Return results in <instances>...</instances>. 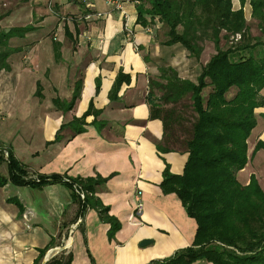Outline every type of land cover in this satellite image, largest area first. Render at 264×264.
<instances>
[{"label": "crops", "instance_id": "crops-1", "mask_svg": "<svg viewBox=\"0 0 264 264\" xmlns=\"http://www.w3.org/2000/svg\"><path fill=\"white\" fill-rule=\"evenodd\" d=\"M6 1L11 7L5 10L3 21L20 23L35 14L41 17L36 29L9 42L20 47L17 53L26 52L38 71L42 89H46L47 82L54 90L52 95L68 97V81L77 70L82 71V85L73 107L64 114L51 108L46 110L44 106L38 113H12L23 125L0 141L30 172L64 173L70 177L112 174L96 195L120 226L109 238V225L101 222L92 208L80 214V202L63 183L36 187L7 181L0 186V264H32L50 240L55 244L44 252L40 264L53 257L50 250L59 245L64 253L70 252V264H149L190 245L195 221L186 215L174 193L163 194L158 185L164 164H168L170 172L179 174L186 154L180 150H157L156 144L162 143L163 126L160 119L149 118L145 100L147 79L156 70L154 60L171 61L175 51L184 55L185 52L176 46L160 44L163 36H158L156 19L155 26L142 27L136 23V5L141 3L147 8L148 1L121 0L126 13L123 18L104 0H94L89 6L76 0H49L62 10L69 8L73 14L71 23H65L68 34L58 30L52 39L60 44L57 60L46 30L53 18L45 12L44 3L48 0H22L17 5ZM231 2L233 9L240 7L238 0ZM72 3L75 7L70 8ZM96 12L102 16L96 17ZM243 12L245 19L250 20L247 2L243 4ZM87 14L91 15L86 18ZM125 24L130 34L124 30ZM141 52L149 57L147 62L143 61ZM8 62L11 71L15 68L12 55ZM118 70L129 75V82L121 85L118 100L110 102L107 92ZM97 76L100 86L95 94ZM22 80L24 85L25 79ZM0 83L5 86L8 81L0 77ZM8 93V88L0 89L2 104ZM260 94L264 97V87ZM91 98L94 107L101 110L98 119L107 125L100 132L86 125L84 132L69 139L67 136L72 132L63 130L62 139L46 144L54 138L61 123L82 114ZM254 113L256 125L248 140V160L236 178L245 185L253 174L264 191V150L251 155L255 142L264 141V106L256 108ZM91 119L88 116L85 121L89 123ZM256 154H261V160L254 161ZM0 173L6 175L4 162L0 164ZM136 192L141 203L139 210L135 208ZM142 241L149 242L141 245Z\"/></svg>", "mask_w": 264, "mask_h": 264}, {"label": "trees", "instance_id": "trees-1", "mask_svg": "<svg viewBox=\"0 0 264 264\" xmlns=\"http://www.w3.org/2000/svg\"><path fill=\"white\" fill-rule=\"evenodd\" d=\"M147 1V8L141 3L136 5L135 21L146 27L156 19L159 28H155L161 30L163 36L161 45L179 47L192 60L202 57L207 42L212 45L211 55L200 64L194 79L180 76L163 58L154 60L158 78L149 76L147 79L145 100L149 118L160 119L163 126L162 143L156 144L157 150H180L186 154L179 174L170 172L168 164H164L158 185L163 194L176 195L186 215L196 224L190 245L149 264H192L196 261L264 264V191L253 174L245 185L236 178V173L248 160V137L256 125L255 109L264 106V97L260 94L264 87V0H238V9H233L231 0ZM245 2L250 6L248 21L243 12ZM249 21L253 22L252 26ZM34 29L31 24L10 27L8 31L0 28V72L11 69L8 58L20 51V47L12 46L9 40L23 37ZM63 30L68 34L65 24ZM52 46L57 60L60 44L52 40ZM141 57L144 62L149 60L147 55ZM75 81L68 100L53 99L55 108L63 113L69 111L79 97L81 70ZM128 82L129 75L118 70L107 99L117 101L121 85ZM99 86L100 76H97L95 94ZM183 101L188 102L191 112L186 126L174 108ZM100 113L91 98L82 114L62 123L54 138L46 144L62 139L61 132L67 129L72 132L68 139L84 132L86 125L100 132L107 125L106 121L98 119ZM88 116L92 117L89 123L85 121ZM176 124L181 125L180 134L176 132ZM259 149L264 150V141L255 142L251 155ZM3 162L6 175L0 173V186L7 181L36 187L63 183L80 202V214L92 208L99 220L109 225V238L119 228L117 219L108 213V207L96 195L112 174L70 177L64 173L30 172L13 156L10 148L0 142V164ZM77 190L83 192V198ZM54 244V240H50L32 264H40L44 252ZM70 263V252H61L43 264Z\"/></svg>", "mask_w": 264, "mask_h": 264}, {"label": "rangeland", "instance_id": "rangeland-1", "mask_svg": "<svg viewBox=\"0 0 264 264\" xmlns=\"http://www.w3.org/2000/svg\"><path fill=\"white\" fill-rule=\"evenodd\" d=\"M14 3V5L20 4L22 0H9ZM26 1V0H25ZM6 0H0V28L6 27H21L25 25H33V28H37V23L39 22L37 15H33L32 18L27 17L24 18L20 23H15L14 21H3L1 18H3V15L5 14V10L8 9V7H11V4H6ZM77 2V0H76ZM81 3V2H79ZM75 5L72 3L70 5V8ZM45 12H48L52 14L53 18L51 22L48 25L47 35H49V38L52 40L55 38V34H57V31L63 30V24L67 23L69 21V24L71 23V20L73 19V14L71 13V10L64 9L62 10L61 7L57 4H52L51 1H45L44 3ZM81 8H78V11ZM50 10V11H49ZM46 12V13H47ZM45 15L42 16V18ZM250 26H252L253 22H248ZM19 24V25H18ZM7 28V29H9ZM254 28V27H251ZM253 30V29H252ZM158 36H162L161 30H158ZM205 41L204 43H206ZM179 48V47H177ZM181 49V48H179ZM212 53V45L210 42H207L204 45L202 57L199 60H192L190 58H187L183 52L175 51L174 57L171 59V61L166 60V62H171L172 67L175 68L180 76L187 77L194 79L195 75L198 73L200 64H203L211 55ZM141 54H144V52H141ZM12 55V61L15 62L14 66L15 68L11 71H1L0 77H4L6 81H8L7 85L4 86L3 83H0V89L8 88V99L2 104V101L0 100V113L3 120H0V138L6 139V135H11V133L15 132L16 130H20L21 124L19 120H17L12 113H38L40 111L41 107H45L46 110H49V108L58 110L55 108L53 99L57 98V100H68L71 91L73 90L75 80L77 78V73L80 70H77L73 73V77L69 78V96L68 97H60L52 95L54 90L51 88V86L45 82L46 89L43 90L41 85V82L38 78V71L34 68L33 64L29 62V58L26 56V52L23 53H13ZM10 55V56H11ZM165 57V56H163ZM166 58V57H165ZM164 59V58H163ZM175 59V61H174ZM165 60V59H164ZM174 62H173V61ZM171 66V65H170ZM47 73V72H46ZM47 76V75H46ZM153 79L158 78V71L157 69L154 72H151L149 75ZM25 79V84L23 85V80ZM9 84V85H8ZM34 84V86H33ZM23 85V86H22ZM207 91V88L205 89V92ZM157 92V91H156ZM158 93V92H157ZM169 107V106H165ZM175 110L179 113V118L182 121V124L184 126L187 125L185 122L187 119L190 118V108L188 107V102L183 101L182 103H179L175 105ZM18 111V112H17ZM61 114H64L61 110H58ZM0 117V118H1ZM65 123V122H63ZM62 124V123H61ZM60 124V125H61ZM181 125L176 124L175 129L177 134H180L181 128L179 127ZM4 137V138H3ZM250 140L251 138L248 137ZM248 139V140H249ZM1 142V141H0ZM3 143V142H1ZM7 144V143H5ZM254 161L261 160V154H256L254 157ZM60 254V253H59ZM58 255V254H57Z\"/></svg>", "mask_w": 264, "mask_h": 264}, {"label": "built area", "instance_id": "built-area-1", "mask_svg": "<svg viewBox=\"0 0 264 264\" xmlns=\"http://www.w3.org/2000/svg\"><path fill=\"white\" fill-rule=\"evenodd\" d=\"M78 2H81V3H84L86 6H89L94 0H77ZM105 1V3L106 4H108V5H111L112 7H114L115 9H117L120 13H121V15H122V17L123 18H125L126 17V13L124 12V9H123V7H122V2H121V0H104ZM91 14H87L86 15V18H88L89 16H90ZM93 15V14H92ZM94 15L96 16V17H101L102 16V13H100V12H96V13H94ZM124 30L125 31H127L128 32V34H130V29L127 27V25L125 24L124 25ZM5 155H6V153H5ZM77 192H78V195H79V197L80 198H83V192L82 191H79V190H77ZM135 208H136V210H139L140 209V207H141V203H140V199H139V192H136L135 193ZM136 213V212H135ZM79 220V219H78ZM78 222V221H77ZM76 222V223H77ZM50 251H52L51 252V256H54V255H56V254H59V253H61V252H63V250H62V248H61V245H59V246H56V247H54L53 249H51ZM49 251V252H50Z\"/></svg>", "mask_w": 264, "mask_h": 264}, {"label": "water", "instance_id": "water-1", "mask_svg": "<svg viewBox=\"0 0 264 264\" xmlns=\"http://www.w3.org/2000/svg\"><path fill=\"white\" fill-rule=\"evenodd\" d=\"M5 31H8V29L6 28ZM147 242H149V241H142L140 244L143 245V244H145Z\"/></svg>", "mask_w": 264, "mask_h": 264}]
</instances>
